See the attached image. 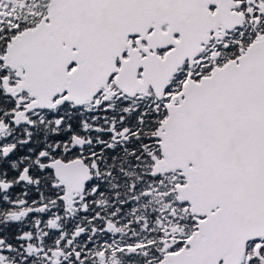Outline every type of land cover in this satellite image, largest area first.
I'll return each instance as SVG.
<instances>
[{
    "label": "snow or ice",
    "instance_id": "6c2138e0",
    "mask_svg": "<svg viewBox=\"0 0 264 264\" xmlns=\"http://www.w3.org/2000/svg\"><path fill=\"white\" fill-rule=\"evenodd\" d=\"M0 264H264V0H0Z\"/></svg>",
    "mask_w": 264,
    "mask_h": 264
}]
</instances>
